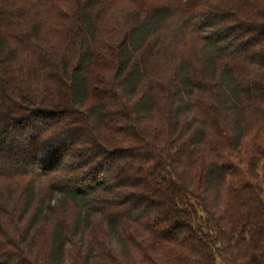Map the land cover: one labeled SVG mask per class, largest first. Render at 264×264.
I'll list each match as a JSON object with an SVG mask.
<instances>
[{
    "label": "trees",
    "instance_id": "16d2710c",
    "mask_svg": "<svg viewBox=\"0 0 264 264\" xmlns=\"http://www.w3.org/2000/svg\"><path fill=\"white\" fill-rule=\"evenodd\" d=\"M0 264H264V0H0Z\"/></svg>",
    "mask_w": 264,
    "mask_h": 264
},
{
    "label": "rangeland",
    "instance_id": "374dc122",
    "mask_svg": "<svg viewBox=\"0 0 264 264\" xmlns=\"http://www.w3.org/2000/svg\"><path fill=\"white\" fill-rule=\"evenodd\" d=\"M194 48H190L189 51L193 50Z\"/></svg>",
    "mask_w": 264,
    "mask_h": 264
}]
</instances>
